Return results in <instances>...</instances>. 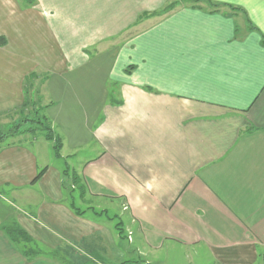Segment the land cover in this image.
Returning <instances> with one entry per match:
<instances>
[{
    "label": "crops",
    "instance_id": "obj_1",
    "mask_svg": "<svg viewBox=\"0 0 264 264\" xmlns=\"http://www.w3.org/2000/svg\"><path fill=\"white\" fill-rule=\"evenodd\" d=\"M263 37L264 0H0V124L24 111L26 75L50 74L48 101L68 94L86 120L84 139L67 138L72 155L90 152L74 171L80 202L108 221L126 212L147 264L167 244L199 264H264ZM98 72L116 98L103 88L90 112ZM39 157L23 142L1 147L0 188L37 210L19 228L55 240L33 253L0 213V264H78L74 238L101 254L87 264H123L118 227L83 217L64 200L65 175Z\"/></svg>",
    "mask_w": 264,
    "mask_h": 264
},
{
    "label": "rangeland",
    "instance_id": "obj_2",
    "mask_svg": "<svg viewBox=\"0 0 264 264\" xmlns=\"http://www.w3.org/2000/svg\"><path fill=\"white\" fill-rule=\"evenodd\" d=\"M96 59L97 58H95V55H93L92 62H89V64L95 63ZM46 77H48L49 80ZM43 78H46L44 81L45 85L40 88L38 86L40 85V81L43 80ZM30 81L33 82L32 86H29L31 85ZM54 81L55 78H51L50 74H41L39 78L30 77L27 79L26 91L24 92V111L22 110L23 112H21L20 110L17 111L8 109V111H10L8 115L10 117H16V119L14 118L15 120L13 119V121H11L9 124H4V122L0 124L1 137L3 134L7 133V135L4 136L3 140L0 141V148L12 143L23 142L24 145L39 153L40 160H43L45 162L49 161L48 163L51 167L56 168L59 172H61V174H63L64 172L65 176L63 177L66 183H63L61 187L64 197L66 198L64 200L69 201L71 197H73L74 206L76 209L81 211V215L83 214V217L92 219L96 223H105L109 226L114 225L115 227H118L119 231L116 230V232L120 233V244L122 251L121 260L123 264H147L145 262L146 253L138 252L132 249L135 246H138L137 250H140V246L142 247V243H129L127 240L126 228L128 225V220L126 217V212L122 213L121 218L119 219L116 215L117 213H119L120 208L114 207L113 211L108 212V216L111 219L110 221H108L106 219V213L102 212L99 207H95L94 205L95 211L92 209L88 210L85 205L80 202L78 185L73 182V178L75 177L74 171L77 172L79 169V160L90 152H74V155H72L73 153L69 149L67 138L68 135L72 133L73 136L76 135V137H79L78 139H84L87 135V132L85 131L86 120L81 114V108H74V106L69 108V101L66 98L68 94H63L62 92L57 91L55 92V94H53V98L56 99V101H48L47 94L44 91L48 92L49 95H52L50 89ZM87 83L89 84L90 88L89 96L93 97L89 102L90 112H92L91 103L100 101L99 91H103V88L105 92L101 94V99L103 97V99L108 102L111 99L116 98V93L114 91L115 87L106 79L105 75H100L99 72L96 74L93 73L87 80ZM59 84L63 85L62 83ZM85 112L86 110H84V114ZM68 115L69 117L72 116V124H65L64 122V120H68ZM96 117L97 120L98 115H96ZM90 123L91 120L89 119V125ZM45 126L52 128L53 135L57 137V139H59L60 143H63L62 150L60 151V156L55 155L52 141L44 139L43 134L45 132ZM40 170H38L37 173ZM71 185L72 188L70 187ZM10 194V189L5 187L0 188V213L6 216L3 224H8V229H11V236L16 241V244L18 242L20 245L26 246L25 249L30 248V251H32L33 253L34 251L35 253L37 251H41L40 253L49 251L50 246L45 242H53L55 238H49L48 236L44 237L40 235L24 239L20 235V233H18V225L16 222L17 216L28 215V217L33 220L34 218L32 217L37 216V210L36 208L30 209L32 206H28L30 208H27L26 206H16L17 202L15 201V198ZM36 222L38 224L44 223L42 221ZM39 229L46 232V230H44L42 227ZM73 248V257L77 260L78 264H87L90 260L88 257H90L91 255L94 257H96V255L101 256V254H91L89 249L85 246L84 240H79V238L73 239ZM156 256L159 258V260H161V262L157 264H199V261L196 260V256L192 251L180 248L178 247V245L170 246L167 244V246L165 245L162 249L157 251ZM204 256L205 258H207L206 254H204ZM203 264H206V260L203 261Z\"/></svg>",
    "mask_w": 264,
    "mask_h": 264
},
{
    "label": "trees",
    "instance_id": "obj_3",
    "mask_svg": "<svg viewBox=\"0 0 264 264\" xmlns=\"http://www.w3.org/2000/svg\"><path fill=\"white\" fill-rule=\"evenodd\" d=\"M200 0H192V2H194V3H197V2H199ZM26 2L27 3H29L30 2V0H26ZM211 4H213V5H215L214 3H211ZM171 5H172V3L171 4H168L167 6H165L164 8H162L161 10H159V11H157V12H155V13H158V12H160V13H162V12H165L166 10H168L170 7H171ZM153 13V12H152ZM149 14H151V13H146V14H144L143 16H147V15H149ZM262 44H264V37L262 38ZM134 68V66L133 65H129V66H127L126 68H125V71L126 72H130L132 69ZM33 76H35V73H30V74H28V75H26V81H27V79L28 78H32ZM25 91H26V89H25ZM25 104V103H24ZM45 128V132H44V134H43V137L46 139V140H48V141H52V146H53V149H54V153H55V155L56 156H60V141H59V139H57V137H55L54 135H53V132H52V130H51V128L50 127H48V126H45L44 127ZM10 134V133H9ZM8 134V135H9ZM7 135V133L6 134H3L2 135V137H1V135H0V141H2L3 140V138H4V136H6ZM41 173H42V170H40L37 174H36V176H35V179L37 178V177H39L40 175H41ZM63 174L65 175V173L63 172ZM73 182L74 183H77L76 182V177H74L73 178ZM117 227V226H116ZM17 231H18V233H20V235L24 238V239H26V238H28L29 236L26 234V232L24 231V230H22L21 228H17ZM8 233H9V235L11 236V229L10 230H8ZM11 238L13 239V237L11 236Z\"/></svg>",
    "mask_w": 264,
    "mask_h": 264
}]
</instances>
